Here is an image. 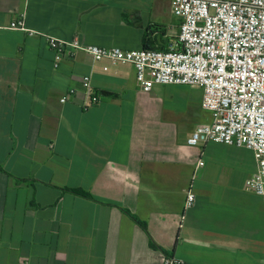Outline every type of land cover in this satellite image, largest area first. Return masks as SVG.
Wrapping results in <instances>:
<instances>
[{"label":"crops","instance_id":"0c3cea01","mask_svg":"<svg viewBox=\"0 0 264 264\" xmlns=\"http://www.w3.org/2000/svg\"><path fill=\"white\" fill-rule=\"evenodd\" d=\"M21 16L39 35L7 28ZM181 22L170 0H0V264H264L254 153L187 143L203 91L143 92L132 65L83 51L56 69L45 38L170 50Z\"/></svg>","mask_w":264,"mask_h":264},{"label":"built area","instance_id":"2783aa9c","mask_svg":"<svg viewBox=\"0 0 264 264\" xmlns=\"http://www.w3.org/2000/svg\"><path fill=\"white\" fill-rule=\"evenodd\" d=\"M170 6L182 21L172 49L103 48L85 45L78 38L45 35L54 53V67L83 51L95 62L132 65L143 92L155 85L200 88L202 107L209 116L196 126L188 145L214 142L251 150L257 171L247 180L246 190L264 197V0H170ZM7 28L39 35L26 26L23 16ZM108 70L105 66L104 71ZM82 83L91 88L90 77H83ZM74 94L70 90L60 102ZM195 201V194L189 192L186 206L192 207ZM165 263L180 264L173 258Z\"/></svg>","mask_w":264,"mask_h":264},{"label":"trees","instance_id":"16d2710c","mask_svg":"<svg viewBox=\"0 0 264 264\" xmlns=\"http://www.w3.org/2000/svg\"><path fill=\"white\" fill-rule=\"evenodd\" d=\"M146 49H151V48H148V47H144ZM159 50V49H158ZM107 95H111V94H107ZM112 96V95H111ZM20 183V182H19ZM64 190L66 191H69V192H72L73 194L75 195H78V196H81V197H84V198H87V199H93V197L86 191H83L81 189H69V188H64ZM125 213L129 214L130 213L126 210H123ZM131 218L145 231V232H148V228H147V224L138 220L137 218H135L134 216L130 215ZM150 245L155 248V249H159L160 247L156 244V242L150 238Z\"/></svg>","mask_w":264,"mask_h":264}]
</instances>
